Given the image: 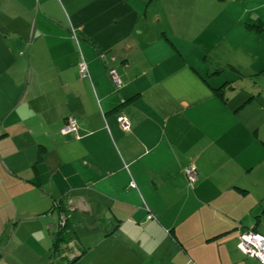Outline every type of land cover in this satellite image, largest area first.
<instances>
[{
  "label": "crops",
  "instance_id": "obj_1",
  "mask_svg": "<svg viewBox=\"0 0 264 264\" xmlns=\"http://www.w3.org/2000/svg\"><path fill=\"white\" fill-rule=\"evenodd\" d=\"M249 230L264 0H0V264H260Z\"/></svg>",
  "mask_w": 264,
  "mask_h": 264
},
{
  "label": "built area",
  "instance_id": "obj_2",
  "mask_svg": "<svg viewBox=\"0 0 264 264\" xmlns=\"http://www.w3.org/2000/svg\"><path fill=\"white\" fill-rule=\"evenodd\" d=\"M86 73V66L84 64L80 65V75L83 77ZM112 74V72H110ZM113 75V74H112ZM113 83L116 87H119V80L113 76ZM117 123L122 131L127 132L130 129L129 121L123 117L118 116ZM76 121L73 118H68L66 120L65 126L61 129L60 133L62 135H66L69 133L76 132ZM184 175L187 180L188 186L190 188L193 187V184L196 180V171L193 164H190L184 170ZM64 225V217L60 216V226ZM236 249L244 255L245 257L252 258L257 260L260 264H264V236L261 234L246 231L241 233L238 236V241L236 244Z\"/></svg>",
  "mask_w": 264,
  "mask_h": 264
},
{
  "label": "trees",
  "instance_id": "obj_3",
  "mask_svg": "<svg viewBox=\"0 0 264 264\" xmlns=\"http://www.w3.org/2000/svg\"><path fill=\"white\" fill-rule=\"evenodd\" d=\"M61 203L62 202H58L57 204H55V209L56 210H58V213H59V215L61 216H63V215H65V211L63 210V208L61 207ZM66 226V225H65ZM65 228H62V229H60V231L59 232H61V231H63ZM249 231H252V232H255V233H258V232H256L255 230H249ZM58 232V233H59ZM244 232H246V231H244ZM259 234V233H258ZM262 235V234H261ZM262 236H264V235H262ZM238 241V240H237ZM54 246H53V251L55 250V252L57 251V245L54 243L53 244Z\"/></svg>",
  "mask_w": 264,
  "mask_h": 264
}]
</instances>
